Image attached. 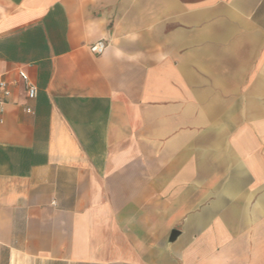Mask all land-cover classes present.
<instances>
[{
    "label": "crops",
    "instance_id": "1",
    "mask_svg": "<svg viewBox=\"0 0 264 264\" xmlns=\"http://www.w3.org/2000/svg\"><path fill=\"white\" fill-rule=\"evenodd\" d=\"M0 79V264H264V0H0Z\"/></svg>",
    "mask_w": 264,
    "mask_h": 264
},
{
    "label": "built area",
    "instance_id": "2",
    "mask_svg": "<svg viewBox=\"0 0 264 264\" xmlns=\"http://www.w3.org/2000/svg\"><path fill=\"white\" fill-rule=\"evenodd\" d=\"M107 42L104 40H101L95 44H93L90 48V51L97 55H102L106 49H107ZM19 77L23 81L26 91H27V98L29 101H33L38 96V88L35 84H33L29 78V75L25 70L19 71ZM10 88L8 82L0 79V112H3V107L6 103V99L10 96ZM26 113H33V110L31 107L27 106L25 108Z\"/></svg>",
    "mask_w": 264,
    "mask_h": 264
},
{
    "label": "water",
    "instance_id": "3",
    "mask_svg": "<svg viewBox=\"0 0 264 264\" xmlns=\"http://www.w3.org/2000/svg\"><path fill=\"white\" fill-rule=\"evenodd\" d=\"M178 234H179V233H178L177 231H174V232H173V239H175V238L178 236Z\"/></svg>",
    "mask_w": 264,
    "mask_h": 264
}]
</instances>
